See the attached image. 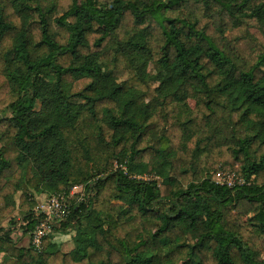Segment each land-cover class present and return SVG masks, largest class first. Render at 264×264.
Wrapping results in <instances>:
<instances>
[{
  "label": "trees",
  "instance_id": "trees-1",
  "mask_svg": "<svg viewBox=\"0 0 264 264\" xmlns=\"http://www.w3.org/2000/svg\"><path fill=\"white\" fill-rule=\"evenodd\" d=\"M3 221L0 264H264V0H0Z\"/></svg>",
  "mask_w": 264,
  "mask_h": 264
},
{
  "label": "built area",
  "instance_id": "built-area-1",
  "mask_svg": "<svg viewBox=\"0 0 264 264\" xmlns=\"http://www.w3.org/2000/svg\"><path fill=\"white\" fill-rule=\"evenodd\" d=\"M214 181L227 188H233L244 184L243 179L237 178L232 173L218 172L213 177ZM82 187H73L69 195H75ZM77 191V192H76ZM82 195L81 198H83ZM38 210L43 215V219L37 224L34 231L30 234V244L40 249L42 241L52 233V227L66 220L69 214L68 205L62 195H52L47 198L44 205L38 206Z\"/></svg>",
  "mask_w": 264,
  "mask_h": 264
},
{
  "label": "rangeland",
  "instance_id": "rangeland-1",
  "mask_svg": "<svg viewBox=\"0 0 264 264\" xmlns=\"http://www.w3.org/2000/svg\"><path fill=\"white\" fill-rule=\"evenodd\" d=\"M189 105L192 107L193 102L189 101ZM146 179L149 178L146 177ZM77 194H79L82 197V195H84L83 189L79 190ZM14 218L15 220H17V224H16V232L13 234V238L17 241L19 246H27L30 243V235L24 234L19 229V226L21 225V221L19 220L18 214H14ZM7 224H8L7 221L0 222V225L6 226ZM72 236H73V232L68 233L66 235H64L63 233L53 234L50 250L51 251L62 250L64 252L71 250L74 247Z\"/></svg>",
  "mask_w": 264,
  "mask_h": 264
},
{
  "label": "crops",
  "instance_id": "crops-1",
  "mask_svg": "<svg viewBox=\"0 0 264 264\" xmlns=\"http://www.w3.org/2000/svg\"><path fill=\"white\" fill-rule=\"evenodd\" d=\"M48 196L47 195H40L37 197L38 206L44 205L47 201Z\"/></svg>",
  "mask_w": 264,
  "mask_h": 264
}]
</instances>
